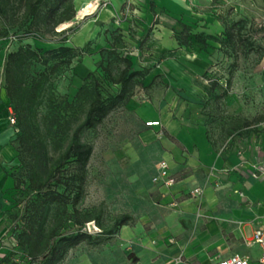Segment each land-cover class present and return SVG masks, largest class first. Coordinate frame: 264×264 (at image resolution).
Masks as SVG:
<instances>
[{
  "label": "crops",
  "instance_id": "crops-1",
  "mask_svg": "<svg viewBox=\"0 0 264 264\" xmlns=\"http://www.w3.org/2000/svg\"><path fill=\"white\" fill-rule=\"evenodd\" d=\"M142 1L143 12L114 9L97 16H107L112 26L103 32L105 45H146L147 59L158 62L147 68L140 87L148 100L138 102L135 90L125 107L139 122L154 175L165 161L175 184L151 183L159 190V216L146 235L131 232L130 213H122L131 220L120 228L130 230L136 264H216L233 256L257 264L260 250L252 237L264 224V181L253 173L264 160V116L255 111L264 109V54H253L264 49V0ZM259 2L261 11L249 9ZM182 26L189 34L185 45L179 44ZM227 34L233 38L225 42ZM176 49V57L165 56ZM159 52L168 71L159 70ZM2 69L0 64V263L9 251L12 174L19 165ZM153 121L159 126H145ZM194 189L201 196L193 197Z\"/></svg>",
  "mask_w": 264,
  "mask_h": 264
},
{
  "label": "trees",
  "instance_id": "trees-1",
  "mask_svg": "<svg viewBox=\"0 0 264 264\" xmlns=\"http://www.w3.org/2000/svg\"><path fill=\"white\" fill-rule=\"evenodd\" d=\"M75 15L74 0H0V37L15 30L20 32L19 43L27 38L49 42L46 36L71 22ZM188 36V29L182 26L179 44L185 45ZM232 38V34H227L224 41ZM78 53L82 51L64 44L49 51L19 44L5 55L3 87L17 117L19 165L12 174L16 189L10 211V233L15 247L1 264H58L72 248L91 239V235L81 232L90 220L80 214L77 206L84 196L93 147L82 141L80 135L96 129L112 112L124 107L135 90L142 87L150 69H135L128 57L114 53V49L102 52L103 71L117 89L113 94L103 93L101 84L92 75L85 77L72 103L67 105L86 104L84 118L73 130L64 150L53 158L42 136L37 111L51 78L69 70ZM37 65L42 70L33 72ZM59 120L56 111L49 114L48 130L55 126L53 132L57 133ZM55 144L59 146L60 142ZM51 211L55 225L45 231ZM114 220L119 229L131 217L120 214Z\"/></svg>",
  "mask_w": 264,
  "mask_h": 264
},
{
  "label": "rangeland",
  "instance_id": "rangeland-1",
  "mask_svg": "<svg viewBox=\"0 0 264 264\" xmlns=\"http://www.w3.org/2000/svg\"><path fill=\"white\" fill-rule=\"evenodd\" d=\"M83 2L92 3L96 7L95 11L86 14L89 17L80 16L86 6L84 4L85 6L80 8ZM146 5L142 0H74L76 10L74 19L59 26L54 34H48L45 39L49 42L27 38L19 43L17 37L20 32L15 33V30H11L5 37H0L2 65L6 53L15 50L19 44H30L43 51L56 49L64 44L82 51V54H77L69 70L60 71L51 78L50 86L46 89L44 99L37 111L42 136L47 142L51 157L57 158L64 150L73 130L84 118L86 104H74L70 107L67 105L72 103L85 77L92 75L101 84L103 93L113 94L117 89L108 81L103 71L105 55L102 52L114 49V53L128 57L135 69H147L158 64L147 59L145 52L149 48L146 45H130L128 42L123 45L125 41L118 42V45H105L106 39L103 37H106V32H103L108 31L107 29L112 26L109 25L107 16H102L103 18L100 19L97 16L98 12L111 13L114 9L122 13L130 10L143 12ZM249 9L257 12L263 8L259 2ZM118 20L125 19L121 17ZM180 50L184 55L194 53L193 50ZM263 50L259 48L253 55L261 56L264 54ZM176 52L177 49L168 50L165 56L176 57L172 54ZM168 69L169 66H166L159 52V70L168 71ZM40 70L42 67L39 65L33 68V72ZM222 84L224 85L223 81ZM136 91L138 102L148 100L149 93L145 89L137 88ZM7 110L14 118L13 126L17 129L18 136L16 114L10 104ZM54 111L60 117V129L57 133L53 132L55 126L51 131L48 130V115ZM255 113L256 116L263 117L264 109ZM138 131V120L131 110L124 106L112 112L96 129L81 133V140L90 143L93 152L87 166L84 196L77 208L81 215L90 220L88 223H94L100 232L89 233L86 223L81 228V232L91 235V239L72 248L58 264H136L138 259L133 252L134 242L128 238L129 232L131 230L146 235L153 229V221L159 216V205L156 203L159 201V190L151 184L154 168L152 170V165L147 164L149 150L139 138ZM55 141H59L60 145L57 146ZM122 213L133 214L130 230L116 229L114 219ZM54 225V213L51 211L44 225L45 231L51 230ZM62 229L63 227L60 231Z\"/></svg>",
  "mask_w": 264,
  "mask_h": 264
},
{
  "label": "built area",
  "instance_id": "built-area-1",
  "mask_svg": "<svg viewBox=\"0 0 264 264\" xmlns=\"http://www.w3.org/2000/svg\"><path fill=\"white\" fill-rule=\"evenodd\" d=\"M261 67L264 71V56L262 57L261 60ZM10 124H14V118L10 116L9 118ZM145 126L147 127H157L159 126V123L157 121L153 122H146ZM253 177L255 179H261L264 181V160L261 161L259 164L257 171L253 173ZM152 183L154 185H162L165 187H171L175 184V179L169 175L168 173V165L166 164L165 161H160L157 166H156V174L152 178ZM192 196L193 197H199L201 196V190L200 189H194L192 191ZM10 244H9V251L8 253L12 252L15 244L12 238L9 236ZM173 240L170 239L169 243H172ZM252 243L257 245L259 250H260V256L258 258L257 264H264V224L256 229L253 233L252 237ZM1 264V263H0ZM216 264H250L245 258L233 256L228 259L219 261Z\"/></svg>",
  "mask_w": 264,
  "mask_h": 264
},
{
  "label": "bare ground",
  "instance_id": "bare-ground-1",
  "mask_svg": "<svg viewBox=\"0 0 264 264\" xmlns=\"http://www.w3.org/2000/svg\"><path fill=\"white\" fill-rule=\"evenodd\" d=\"M95 6L92 3H87L83 11L80 13V16L90 14L92 11H95Z\"/></svg>",
  "mask_w": 264,
  "mask_h": 264
},
{
  "label": "water",
  "instance_id": "water-1",
  "mask_svg": "<svg viewBox=\"0 0 264 264\" xmlns=\"http://www.w3.org/2000/svg\"><path fill=\"white\" fill-rule=\"evenodd\" d=\"M87 228H88L89 233H91V232L99 233L100 232V230L97 227H95L94 223H92V222L87 224Z\"/></svg>",
  "mask_w": 264,
  "mask_h": 264
}]
</instances>
